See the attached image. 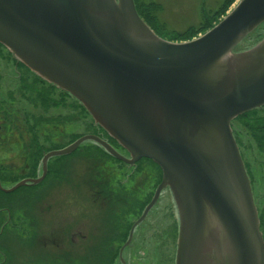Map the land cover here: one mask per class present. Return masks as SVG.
Returning <instances> with one entry per match:
<instances>
[{"label":"water","instance_id":"obj_1","mask_svg":"<svg viewBox=\"0 0 264 264\" xmlns=\"http://www.w3.org/2000/svg\"><path fill=\"white\" fill-rule=\"evenodd\" d=\"M264 23V0H240L198 38H161L134 0H0V43L37 75L77 98L130 157L87 134L48 161L93 141L134 165L162 169L135 226L169 188L179 217L176 264H264L251 180L233 134L238 116L264 106V38L236 47ZM132 237V234L130 238Z\"/></svg>","mask_w":264,"mask_h":264},{"label":"rangeland","instance_id":"obj_2","mask_svg":"<svg viewBox=\"0 0 264 264\" xmlns=\"http://www.w3.org/2000/svg\"><path fill=\"white\" fill-rule=\"evenodd\" d=\"M157 1L163 7L159 18L166 24V27L158 28L157 32L152 29L168 40L167 31L169 29L179 31L198 22L202 17V8L216 9L220 0ZM239 1L236 0L230 6L220 21ZM263 36L264 23L240 43L242 46L239 44L236 49L240 47L244 48L241 50L249 49L255 46ZM12 56L15 59L13 54ZM10 57L6 51L0 49V102L9 101L10 98L17 99L21 114L32 111L30 114L32 120L26 121L28 124L21 122L20 130L8 136L6 140L10 149L5 152L2 150L0 153L1 163L9 167V173L6 176L8 181L4 182L5 188H11L17 180L32 177L28 176L31 175V166L25 163L28 155L25 154L27 152L24 148L36 132L39 138L48 142L49 147L50 145L66 147L75 138L97 134L91 124V119L82 112H77V107L73 106L69 99L59 103L62 107L47 109L45 113L22 99L19 93L20 71L19 74L16 72ZM233 130L235 136L243 142L239 146L240 151L253 181L255 200L259 209L263 210L262 155L258 150L250 147L238 123H233ZM101 135L104 136L103 133ZM101 148L96 142L87 141L82 144L81 150L74 151L75 153L65 158L64 162L51 160V176L54 179L49 178L39 189L20 187L23 190L21 189L15 200L11 201L12 204L7 203L8 207L12 206L11 217L6 213L5 218H0V232L2 231L1 226L8 223L0 236V264H76L78 256L82 259L87 258L84 261L89 262L90 256L95 254L101 244H105L106 238L111 234L114 225L113 217L123 215L126 208L130 210L129 216L132 220L140 216L144 209L141 211L139 208L143 201H145L143 207L146 205L148 193L155 188L154 168L145 166L143 163L133 166L122 161L118 162ZM62 164L66 165L63 171L60 170ZM42 172L41 161L36 177L41 176ZM55 175L59 177V180L55 178ZM118 185L122 191L119 190ZM105 186L120 192H114V194H119L115 196L116 198H121L123 195L129 196L133 200L129 202L130 206L129 204L125 207L119 206V202L113 201L110 194L100 192L99 190L105 189ZM96 192H100L98 198L95 196ZM172 197L170 191H164L154 214L150 216L151 220L165 218L164 221L162 220L163 224L159 233L156 230V233H150L147 239H135V243L138 242L136 252L130 256L133 264H165L163 260L169 262L171 260L174 264L177 236L175 235V238L164 237L162 233L170 224H173L172 222L175 224L177 222L178 213ZM134 198L138 200L134 201ZM20 199L24 202L18 203ZM25 202L32 218L24 216ZM159 220L161 219H157L158 222ZM175 226L177 229V224ZM76 230L87 237V241L86 239L81 240L86 245L82 250L79 249L78 241H75L73 236ZM143 248L145 249L142 250ZM101 254H103L101 251H97L98 259Z\"/></svg>","mask_w":264,"mask_h":264},{"label":"trees","instance_id":"obj_3","mask_svg":"<svg viewBox=\"0 0 264 264\" xmlns=\"http://www.w3.org/2000/svg\"><path fill=\"white\" fill-rule=\"evenodd\" d=\"M136 4L137 11L139 15L144 19V21L149 24L156 32L158 31L157 29H163L166 27V24L161 22L160 20V11L163 9L162 5L158 3L157 0H134ZM221 1V2H220ZM219 1V6L215 9H205V7L202 8V17L201 19L191 25H188L185 29L183 30H171L169 29L167 33L169 34V39L170 41L174 42H182V41H188L191 40L197 36H199L202 33L207 32L211 28H213L219 21L220 18L229 10L230 6L236 1V0H220ZM0 49L2 51H6L8 53L10 60H12L13 65L15 66L16 72L20 71L19 75V93L22 95V99H24L26 102L31 103L34 105L36 109H40L45 113V111L52 110L55 108H60L62 107L59 103H62V101H65L66 99H69L72 101V105L77 107L76 111L79 113H83L91 119V124L94 127L95 132L101 136L106 138L113 146H115L118 150L125 152V150L118 144L116 140L111 138L109 134L98 124L95 123L93 117L91 114L87 111L85 106L78 100L76 99L73 95L70 93L61 90L58 88L56 85L51 84L41 78L39 75L36 73L32 72L25 64L22 62H18L16 59L13 58L12 53L2 44H0ZM12 58V59H11ZM59 92V93H58ZM32 111L29 113L21 114V110H19V102H17V99H12L10 98L9 101H1L0 102V153L2 150L5 152L6 150L10 149L9 144L6 143V140H8V136H12L16 133L17 130H20L19 126L20 124H28L26 121H31L32 119L30 118V114ZM22 122V123H21ZM234 123H238L240 126V130L245 133V136L248 139V143L251 145L250 147H253L255 150H258L259 154L262 155V176L264 180V107L258 108L251 110L249 112H246L240 116H238L235 120ZM29 130V128H28ZM30 131V130H29ZM15 132V133H14ZM34 132V130H33ZM102 132L104 134L101 135ZM33 134L32 132H30ZM96 134V135H97ZM236 137V136H235ZM77 138H75L76 140ZM74 140V141H75ZM236 140L240 146L242 145L241 139L236 137ZM2 141V143H1ZM5 141V143H4ZM72 141V143L74 142ZM13 142V141H12ZM11 142V143H12ZM48 142L46 140H43L38 137L37 132L32 135L31 139L29 142L26 144V148H24V151H26L28 156L25 158V163L31 166V175L32 177H36L38 173V168L40 167V162L42 161L43 156L51 151V150H57L60 148L64 147H57V146H52L50 145L47 146ZM99 146V145H98ZM55 147V148H54ZM82 145L75 151L81 150L80 148ZM100 147V146H99ZM103 149V148H101ZM104 150V149H103ZM75 152L69 154V155H63V156H57L49 160L48 164V174L46 178L39 183L36 186H31L34 188H40L41 185L45 183L46 180L49 178H53L51 176V160H56V161H62L64 162L65 158H69L71 155H73ZM112 157V156H111ZM113 159V157H112ZM114 160H117L114 158ZM118 162H121L118 160ZM143 163L145 166H151L153 167L152 169L154 170V175H155V188L158 186V184L162 180V170L161 168L151 159L143 158L141 159L137 164ZM142 164V165H143ZM65 164H62L60 167V170H64ZM9 173V167H6L1 163L0 159V178L1 181L7 182V174ZM57 177V180H59V177L55 175V178ZM54 179V178H53ZM19 181V180H17ZM26 188V187H25ZM154 188V190H155ZM22 188L15 190L14 192H4L0 190V218H5L6 213L9 215H12V206L8 207L7 203L13 200L17 197V194L21 191ZM105 189L110 190L109 186H105ZM23 190V189H22ZM154 191H150L147 196V202L151 199ZM125 196V195H123ZM136 197V196H132ZM127 198L128 202L125 206L129 204L130 206V201H133L130 199V197H123ZM123 198H117V199H123ZM18 203L24 202L22 199ZM138 200L134 198V201ZM145 201H143V204L139 209L141 211L145 208L143 207ZM12 204V203H11ZM147 204V203H146ZM20 206V205H19ZM21 207V206H20ZM22 210V209H21ZM20 210V211H21ZM260 210V218H264V209ZM23 211H25V215H29V209L27 206V203L25 202V207H23ZM128 211V214H130V210L126 208L124 212L126 213ZM10 212V213H9ZM24 213V212H23ZM7 224L5 223L1 226L2 231L0 232V236L3 234V231L7 228ZM177 224V229H176V236L178 234V222ZM1 230V229H0ZM175 236V235H174ZM175 238V237H174ZM105 254H101L99 258V263L103 261L105 258ZM56 264H61V263H56Z\"/></svg>","mask_w":264,"mask_h":264},{"label":"flooded vegetation","instance_id":"obj_4","mask_svg":"<svg viewBox=\"0 0 264 264\" xmlns=\"http://www.w3.org/2000/svg\"><path fill=\"white\" fill-rule=\"evenodd\" d=\"M42 161H43V158H42ZM42 169H43V162H42ZM42 174H43V172H42ZM47 174H48V171H47ZM47 174H46V176H47ZM41 176H39V177H41ZM46 176L44 177V179L46 178ZM39 177H25V178H22L16 182L19 183V182L26 180V179L39 178ZM0 181H1V178H0ZM17 183H15L14 186ZM1 184L4 186V183L2 181H1ZM38 184L33 185V184L29 183L25 186L31 187V186H36ZM118 188H119V190H121L120 185H118ZM99 191L103 192V193L105 192V194H107V193L110 194L113 198V201L119 202V206L123 205L125 207V205L128 202L127 198H123L126 195L121 196V198H123V199H117L115 196H117L119 194H114V192L115 193H120V192L115 191L114 189H110V190L103 189V190H99ZM151 191L155 192V190H151ZM100 192L95 193V196L97 198H98ZM153 195H154V193H153ZM153 195H152L151 199L149 200V202H147L146 206L151 202ZM126 197H128V196H126ZM156 205L149 211L146 218L143 221H141L139 224H137L136 226H135V223L139 220V218L143 212L140 214L139 217H137L138 219L134 218V220H132L130 218L128 211L126 213H124L123 215L113 217L114 219H112V220H113L114 225H113V229L111 230V234L106 238L107 240L105 241V244H101L97 248V251H101L103 254L106 255L105 258L103 259V261L101 263H99V259L97 257V251H96L93 256H90L89 262L84 261L87 258L82 259L81 256H78V258H76V261H77L76 264H88V263L89 264H133L132 261L130 260V256H131V254L134 255L136 252L135 248L137 247L138 242L135 243L136 242L135 239L136 238H137V240L138 239H147L148 237H150V233H156V230L159 233V231H160L159 229H160L161 225L163 224L162 220L163 221L165 220V218H156V219L153 218L151 220L150 216L152 214H154ZM24 216L26 218H32L31 215H28V214H26ZM9 217H11V215H9ZM157 219H161V220H159V222H158ZM260 222H261V229L264 233V218H260ZM172 223L173 224H170L168 226V228H166L165 230L162 231V233L164 234V237H168V236L170 238L175 237L174 235H176V226H175L176 224L174 222H172ZM76 229H77V227H76ZM131 234H132V237L130 238ZM73 236L76 239L75 241H78L80 250H82L84 247H86V245L81 240L86 239V241H87V237L83 236V234L81 235V232H79V231H77L76 233H73ZM144 249L145 248H143L142 250H144ZM88 251H91V250H88ZM175 258H176V252L174 253V264H175ZM162 262H166L165 264H172L171 260H170V262L165 261V260H163Z\"/></svg>","mask_w":264,"mask_h":264}]
</instances>
